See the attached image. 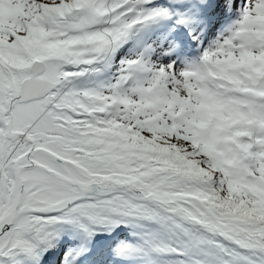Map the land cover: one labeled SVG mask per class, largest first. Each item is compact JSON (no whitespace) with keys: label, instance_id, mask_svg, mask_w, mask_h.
<instances>
[{"label":"snow or ice","instance_id":"obj_1","mask_svg":"<svg viewBox=\"0 0 264 264\" xmlns=\"http://www.w3.org/2000/svg\"><path fill=\"white\" fill-rule=\"evenodd\" d=\"M0 264H264V0H0Z\"/></svg>","mask_w":264,"mask_h":264}]
</instances>
